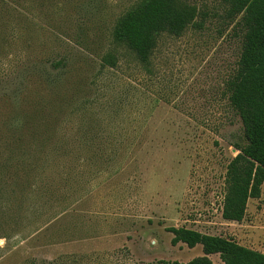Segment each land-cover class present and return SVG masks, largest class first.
<instances>
[{
  "label": "rangeland",
  "instance_id": "374dc122",
  "mask_svg": "<svg viewBox=\"0 0 264 264\" xmlns=\"http://www.w3.org/2000/svg\"><path fill=\"white\" fill-rule=\"evenodd\" d=\"M138 1L10 0L0 11V31L8 20L4 31L16 34L7 48L0 41V138L54 125L70 152L43 176L58 182L59 195L0 238V264L188 262L203 247L173 245L168 228L182 226L264 253V184L239 221L222 217L227 166L245 142L226 89L244 30L221 0H188L197 23L163 35L143 68L112 37ZM108 52L116 67L103 63ZM65 56L56 87L51 64ZM57 92L63 107L52 106ZM37 101L45 107L35 116Z\"/></svg>",
  "mask_w": 264,
  "mask_h": 264
},
{
  "label": "trees",
  "instance_id": "16d2710c",
  "mask_svg": "<svg viewBox=\"0 0 264 264\" xmlns=\"http://www.w3.org/2000/svg\"><path fill=\"white\" fill-rule=\"evenodd\" d=\"M221 1L227 6V18L237 20L244 30L237 67L227 81L226 89L231 106L241 118L245 142L236 144L239 152L227 166L222 205L225 220L239 221L245 200L260 198L264 184V0ZM9 3L10 0H0V11L9 12L12 8ZM198 16V8L188 0H139L116 21L113 41L134 54L140 66L148 68L160 38L165 34L182 35L197 23ZM10 25L8 20L2 21L0 41L4 48L15 41L14 32L4 31ZM102 61L107 66L116 67L119 58L108 52ZM69 64L66 56L53 61L49 83ZM52 83L57 87L59 77ZM56 95L52 106L63 107L61 95L59 92ZM36 106L35 116L45 105L37 101ZM40 126V123L37 126L34 123L18 133L12 130L8 136L0 138V238L14 227L19 228L24 220L41 215L50 197L59 195L58 182H45L43 176L46 177L45 172L50 166L55 168L57 161L70 152L62 150L65 142L60 141L59 130L54 125L41 129ZM55 171L61 175L60 170L56 168ZM32 197H36L39 203L35 202L33 207ZM27 202L31 205L27 206ZM168 231L173 234V245L184 243L194 248L201 244L203 255L188 262L160 260L147 264H214L209 257L212 254H218L223 264H264L263 252L241 245L233 238L184 226L169 227ZM23 264L53 263L34 258Z\"/></svg>",
  "mask_w": 264,
  "mask_h": 264
}]
</instances>
